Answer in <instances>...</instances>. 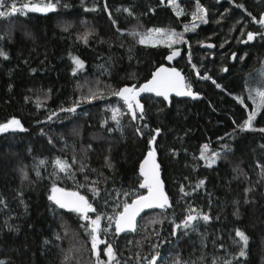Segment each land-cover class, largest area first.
I'll return each mask as SVG.
<instances>
[{"label": "trees", "instance_id": "trees-1", "mask_svg": "<svg viewBox=\"0 0 264 264\" xmlns=\"http://www.w3.org/2000/svg\"><path fill=\"white\" fill-rule=\"evenodd\" d=\"M31 2L39 3L40 0ZM200 2L208 10L209 22L197 21L195 32L184 31V25L192 23L195 0H175L178 5L176 10L183 11L179 17L168 6V0L164 5L160 4V0H83V3L81 0H61L56 12L46 15L28 13L26 17L0 19V35L5 36V40L0 41V48L10 56L7 61L0 59V123L14 117L26 129L24 132L0 133V198L7 202V207L0 205V228L5 220L18 227L17 232L0 230V259L9 260L11 264H94V258L90 256L91 244L79 227L80 221L66 213L69 230L65 235L60 227V218L48 211L46 192L51 184V174L55 171L53 162L56 159L68 162L75 173L74 179L59 173L61 178L57 179V185L69 191H79L88 198L92 195L88 188L78 185L90 186L92 180H100V189L119 190L128 188L136 179L138 159L142 158V149L146 150V137L142 143L135 136L134 126L130 125L128 117H124L121 128L116 129L107 109L109 106L122 108L123 105L117 102L116 97L107 95V86L143 83L146 76L150 78L155 67L164 65V55L169 53V49L162 45L145 47L136 44L129 36L118 39L119 34L112 26L109 14L103 11L107 3L121 31L161 28L184 33L188 43L173 45L174 49H182L181 58L173 66L189 73L188 83L200 94V99L196 101L171 98L170 105L165 104L164 112L159 116L158 105L154 102L161 98L151 95V100L146 99L148 96L141 98L148 123L163 129L158 137V161L172 207L167 209V218L161 215V210L143 214L138 219L136 232L120 235L115 246L120 264H136L137 254L150 257L152 244H159L157 251L161 264H174L176 259L188 264H212L216 259L217 264H224L225 260H232L238 251L230 239L237 227L250 238L247 260H241L240 264H264V181L260 178V169L256 167L257 163L264 164V151L259 148L264 139L259 132L240 133L232 139L225 135L233 131V121L240 123L247 115L244 107L232 97L239 95L245 106L251 109V101L244 91L245 79L249 86H256L255 79L260 76L259 70L264 64V41L257 38L245 45L239 42L246 39L248 30L260 29L229 0ZM65 3L69 7H63ZM234 3L243 4L248 12L257 17L264 7V0H234ZM130 5L134 8L135 19L115 11ZM93 7L96 11H85V8ZM237 21L240 23L237 24ZM63 24H71L72 27L68 32H61ZM241 27H245L244 35L239 30ZM85 31L94 33L87 45L77 40V36ZM25 32L30 33L31 38H26ZM197 41L212 43L215 50H201ZM122 42L124 46L120 47ZM110 44L112 47H109ZM129 47L133 48L134 59L131 61L128 59ZM233 52L237 54L235 60L232 59ZM70 53L85 64L75 77L72 75ZM245 53V60L241 62L238 57ZM25 59L28 64L23 62ZM108 61L111 70L102 74L99 66ZM193 65L201 74L207 72L226 91L217 89L211 80L198 79ZM222 67H227L229 71L222 72ZM30 68L37 71L32 73ZM129 73H136V78L129 79ZM9 84L12 85L11 91ZM78 85L84 86V92L88 87H98L104 90L105 98L93 100L91 104L82 103L74 114L59 112L61 105L71 106L81 94ZM259 86L264 87V84ZM49 89L50 98L37 109V98L44 101V92ZM25 97L29 98L28 102H25ZM52 111H57V116L49 121L47 117ZM105 120L106 127H112L113 132L101 128ZM255 124L257 127L264 126V116H258ZM223 143H228L231 151L223 154L211 169L204 167L203 161L193 159V156H199L201 145L208 144L211 152L221 151ZM89 145L92 146L90 151ZM109 147L115 172L103 166ZM170 150L176 153L175 157ZM74 157L76 163L72 165ZM40 160L45 163L37 169L35 166ZM82 163L87 165L83 173L79 171ZM236 167L243 170V176L233 172ZM20 169L27 172V180H21ZM36 170L40 172V177H37ZM101 172L103 176L99 175ZM85 175L88 176L87 182ZM105 177H108L106 183ZM200 179L205 180V187L190 196H181L179 189L182 184L191 192L188 185L195 186ZM246 187L253 189L249 193L251 202L248 204L244 203ZM17 191L23 193L27 212L18 202ZM104 195L102 192L99 202L93 203L106 215L112 213L115 201L124 199L112 192L105 206ZM234 201H239V219L233 215ZM186 202H190L197 211L208 213L212 219L208 224L195 222L196 231H189L187 235L178 232L173 237L169 221L180 222L186 214ZM90 215L95 218V214ZM153 218L163 219L164 222L151 224ZM106 225V219L102 218L101 227ZM154 229L159 231V237L153 234ZM54 232H58L62 239H52ZM110 232H114V225ZM145 236L149 238L145 239ZM46 238L51 240L48 246L43 245ZM100 238L108 240L110 237L101 232ZM136 241L141 243L137 245ZM103 247L99 246L101 250ZM140 264H144L143 259ZM233 264H236L235 260Z\"/></svg>", "mask_w": 264, "mask_h": 264}, {"label": "snow or ice", "instance_id": "snow-or-ice-1", "mask_svg": "<svg viewBox=\"0 0 264 264\" xmlns=\"http://www.w3.org/2000/svg\"><path fill=\"white\" fill-rule=\"evenodd\" d=\"M217 3L220 0H216ZM61 0H40L39 3H33L31 0H0V19L11 20L13 17H26L28 13H40V14H48L50 12H56L57 7L60 6ZM83 3V0H81ZM230 4H234L235 7L240 8L247 17L250 18V22L252 24H256L259 26V31L248 30L246 32V39H240V43H250L259 38L261 41H264V11H261L259 16L253 15L251 12H248L243 4H235L234 0H229ZM160 4L164 5L165 0H160ZM168 6L171 7L177 15V17L183 15V11H177L178 5L175 3V0H168ZM63 7L67 8L69 5L65 3ZM85 11H96V8L93 7L91 9L85 8ZM103 11L108 13L109 20L112 23L113 28L116 29V32L119 34L118 39L123 40V37L129 36L131 37L136 44L148 47H157L158 45L165 46L169 49V54L164 55V58L171 62L174 57L180 55L179 50L174 49L173 45L175 44H187L188 41L184 39V33L175 32L168 29L161 28H149L146 31H137L132 30L128 32L121 31V29L117 26V20L111 15V10L109 9L107 3H105ZM117 12H121L126 14L129 17L135 19V11L133 6L128 7H120L115 9ZM152 11V9H149ZM227 11V10H226ZM192 23L191 25L185 24L184 31H192L195 32L198 27L197 21L207 24L208 20V10L204 7L200 0H195V11L191 14ZM219 23V21H216ZM240 21H237L239 24ZM72 27L71 24H63L60 26L61 32H68ZM235 30V29H232ZM241 35L245 33V27H241L240 29ZM26 38H31V34L25 32ZM94 35V33L85 31L77 36V40L83 42L85 45L89 42V37ZM5 36L0 35V41H4ZM103 42V41H101ZM200 43L201 47L213 48L214 45L212 43L205 44L203 41H197ZM227 43V40L224 41ZM123 42L120 44V47H123ZM109 47H112L110 44ZM223 47V44H221ZM128 59L131 61L134 59L133 56V48L129 47L127 49ZM244 56L238 57L241 62L245 60ZM69 58L73 65L72 67V75L75 77L85 68L84 62L78 58L77 56L69 54ZM0 59L7 61L10 59V56L7 52L0 48ZM232 59H237V54L235 52L232 53ZM25 64H28L29 61L25 59L23 61ZM43 63V61H41ZM189 63H191V56H189ZM102 74L108 73L111 70L110 61L105 62L99 66ZM222 72H228L229 69L227 67H222L220 69ZM32 73L37 71L36 68H30ZM193 71L196 72L197 78L201 80H211V82L216 86L217 89L221 91H226L221 84L217 83L216 80L212 79L211 76L205 72L201 74L199 70L193 65ZM261 75L264 76V65H262L259 70ZM129 79L136 78V73H129ZM82 85H78V88L81 89V94L77 96L73 101L71 106H63L61 105L58 109L59 112L64 113H76L77 108L80 107L82 103L91 104L93 100L104 99L105 92L104 90L98 87H88L87 91H83ZM9 91L12 89V85L8 86ZM108 92L107 95L111 97H116L117 102H122L123 107H108V111L111 112V120L116 125V129L121 128V121L124 117H128L130 121V125L134 126L135 136L140 138L141 142L144 143L146 137V145L145 149H142L141 156L142 158L138 159L137 168L135 171L136 179L132 181L131 185L128 188L117 189H100L98 185L101 183L100 180H92L90 186L78 185V187H87L88 191L92 194L91 198H88L86 194H81L79 191H69L64 187H60L57 185V179L59 177V173H63L65 177L69 179L75 178V173L72 171V166L60 159H56L54 163L55 171L51 174V184L46 192V199L48 203V211L53 214L54 217L60 218V227L61 230L67 232L69 230L67 219L65 218V214H69V216L74 215L75 218L80 221L79 227L84 230L85 235L88 237V242L91 244L90 256L94 258V264H120L117 258L116 252V241L120 237L121 233L128 232H136L138 227L137 217L141 215L146 209H159L161 210V215L164 218L166 217L167 209L171 208L169 197L166 194L164 183L161 177L162 167L158 161L159 155V140L158 137L161 136L163 129L161 126L157 125L155 127L151 126L145 115V105L141 103V94L148 93L151 96H155L157 98H162L161 100L155 101L158 105L157 114L164 112L165 104L171 103L170 97L174 94L176 97H189L193 100L200 99V94L195 92L190 83L185 80V77L181 75L176 68L165 67L161 64L158 67H155L154 70L151 71L150 78L147 76L144 79L143 83H132L131 85H124L120 87H112L107 86ZM31 91V90H30ZM244 91L247 93L248 100L251 101V109L245 106V101L241 99L239 95L233 96L232 98L236 101V103L240 104L241 107H244L245 112L247 113L246 118L242 120L240 123H236L233 121L235 127L231 133H226L225 135L232 139L234 136L245 133V132H259L262 134V139H264V126L257 127L255 122L257 121L258 116H264V87L259 85L252 87L248 85L247 78L245 79V88ZM51 89L47 92H44V101H40L37 98L35 102V107L37 109L41 108L42 104L50 98ZM230 94V93H228ZM151 96L146 97V99L151 100ZM29 98L25 97V102H28ZM211 107V105H210ZM126 109V111H124ZM86 114V113H85ZM53 116H57V111H52L50 115H48L47 120L51 121ZM42 123V122H41ZM107 121H103L101 123V128H106V131L111 133L114 129L110 126L106 127ZM24 132L26 129L21 124V121L16 118H11L5 123H0V133L6 132ZM218 139L223 140L224 137H218ZM49 143H52L49 140ZM221 151H211L209 152V145L203 144L200 146L199 156H193L194 160L203 161V166L211 169L214 165L217 164V161L222 157L223 154L231 151V148L228 143H223L220 145ZM259 148L264 151V143L259 144ZM88 150H92V146H88ZM171 151V150H170ZM171 155L175 157L176 153L171 151ZM45 161L40 160L39 165L35 166L37 169L40 165H43ZM76 163L75 157L73 158L71 164L74 165ZM104 167H106L109 171L115 172V164L111 158V148L108 149V155L104 157ZM256 167L260 169V178L264 181V164L257 163ZM87 168L86 164H81L79 171L81 173L85 172ZM95 171V169H93ZM233 172L237 174V176H243L244 172L239 167L233 168ZM21 180H27L28 174L23 169H20ZM37 177H40V172L36 170ZM99 175L103 176L104 174L101 172ZM85 181H88V176L85 175ZM108 177L104 178V182H107ZM191 188V192L186 190V187L182 184L180 186L181 196H190L193 192L198 191L199 189L205 187V180L200 179L195 186L191 184L188 185ZM253 189L251 187H246L244 189V203H250L249 193L252 192ZM105 193L103 196L104 204L107 206L109 200L111 199L112 192H115L117 196H123L124 199L115 201L114 207L111 214H105L100 212L95 206L93 202H99L102 198L101 194ZM16 196L18 198V202L20 205L24 207V211L27 212V205L23 200V193L21 191H17ZM234 205H236L235 210L233 211V215L239 219V201H234ZM187 206L185 208V215L180 220L179 223H176L175 220H170L169 223L172 225L171 227V236L176 237L178 232L183 235H187L189 231H196L197 224L195 222L203 221L205 224H208L212 217L205 212L197 211L195 207L191 205L190 202H186ZM211 204V201H210ZM0 205H4L7 207V202L5 199L0 198ZM90 214H95V218H93ZM102 218L106 219L107 225L105 227H101ZM164 222L163 219H155L153 218L150 223L151 224H162ZM114 225V232H110V229ZM31 227V226H30ZM0 230H7L9 232H17L18 227L15 225L8 224V221L5 220L4 225ZM103 232L106 236L110 238L108 240H104L100 238V234ZM153 234L159 237V231L153 230ZM145 239L149 237L145 236ZM52 239L61 240V236L58 232H54ZM233 245L238 248V251L234 254L232 260H225L224 264H233V260H235L236 264H240L241 260H247V248L249 244V236L240 228L234 229V237L230 236ZM132 241H129L131 243ZM165 241H160V243H164ZM51 243L50 239H45L43 241L44 246H48ZM141 242L136 241V244L139 245ZM100 245H104L103 249L99 248ZM58 246V245H57ZM222 247V245H221ZM151 248L153 252L150 257H140L137 254L136 264H140V261L143 259L144 264H161L159 259V252L157 249L159 248V244H152ZM102 257H106L107 259H103ZM67 259V257H65ZM132 259V257H129ZM0 264H11V261L6 259H0ZM63 264V262H62ZM174 264H188L187 261H181L180 259H176ZM212 264H217V260L213 259Z\"/></svg>", "mask_w": 264, "mask_h": 264}, {"label": "water", "instance_id": "water-1", "mask_svg": "<svg viewBox=\"0 0 264 264\" xmlns=\"http://www.w3.org/2000/svg\"><path fill=\"white\" fill-rule=\"evenodd\" d=\"M262 11H264V7H263V10H262ZM205 44H207V43H205ZM213 45H214V44H213ZM243 45H245V44L243 43ZM175 49L179 50L180 55L174 57L173 60H172L171 62H169L168 60L165 59V61H164V66H165V67H169V68L174 67L173 64L181 58V56H182V49H181V48H175ZM200 49H201V50L214 51V50H215V45H214L213 48H207V47H201V46H200ZM168 54H169V53H168ZM174 68H176V67H174ZM176 70L179 71V72L181 73V75H182V72H181L180 70H178L177 68H176ZM149 95H151V94L143 93V94H141V98L144 97V96H149ZM154 97H155V96H154ZM141 98H140V99H141ZM171 98H176V99H188V100H190V101H196V100H193V99H191V98H189V97H176L174 94L170 97V99H171ZM161 99H162V98H161ZM197 100H198V99H197ZM163 183H164V182H163ZM156 210H159V209H146L144 212L141 213V215H140L139 217H137V220H138L143 214L148 213V212H150V211H156ZM128 233H133V232H128ZM121 234H124V233H121Z\"/></svg>", "mask_w": 264, "mask_h": 264}, {"label": "rangeland", "instance_id": "rangeland-1", "mask_svg": "<svg viewBox=\"0 0 264 264\" xmlns=\"http://www.w3.org/2000/svg\"><path fill=\"white\" fill-rule=\"evenodd\" d=\"M182 75L185 77V80L188 82L189 73L188 72H182ZM263 84H264V76H262L261 73H260V76H258L255 79V85L257 86V85H263Z\"/></svg>", "mask_w": 264, "mask_h": 264}]
</instances>
